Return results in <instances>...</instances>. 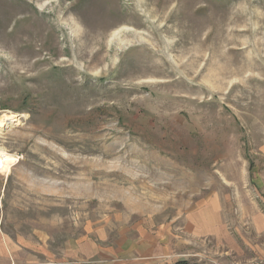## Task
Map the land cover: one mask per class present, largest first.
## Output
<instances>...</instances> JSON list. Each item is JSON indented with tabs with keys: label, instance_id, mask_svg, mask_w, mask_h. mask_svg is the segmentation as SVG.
Masks as SVG:
<instances>
[{
	"label": "rangeland",
	"instance_id": "rangeland-1",
	"mask_svg": "<svg viewBox=\"0 0 264 264\" xmlns=\"http://www.w3.org/2000/svg\"><path fill=\"white\" fill-rule=\"evenodd\" d=\"M4 114L0 233L46 263L212 206L199 262L264 264V0H0Z\"/></svg>",
	"mask_w": 264,
	"mask_h": 264
},
{
	"label": "crops",
	"instance_id": "crops-1",
	"mask_svg": "<svg viewBox=\"0 0 264 264\" xmlns=\"http://www.w3.org/2000/svg\"><path fill=\"white\" fill-rule=\"evenodd\" d=\"M208 207L187 216L177 238L165 227L145 229L146 232L133 229L129 240L120 248L109 247L102 252L95 247L86 255L76 253V259L71 261L59 256L63 262L59 264H177L179 261L201 264L199 259L207 258L206 251L220 257L226 253L225 249L218 250L223 243L220 238L224 227L218 222L217 208ZM53 256L34 239L10 240L0 233V264H48Z\"/></svg>",
	"mask_w": 264,
	"mask_h": 264
},
{
	"label": "bare ground",
	"instance_id": "bare-ground-1",
	"mask_svg": "<svg viewBox=\"0 0 264 264\" xmlns=\"http://www.w3.org/2000/svg\"><path fill=\"white\" fill-rule=\"evenodd\" d=\"M14 116H7L6 114L0 117V126H3L6 123H14L17 121ZM14 159L8 155H0V171L5 172L8 170L10 164Z\"/></svg>",
	"mask_w": 264,
	"mask_h": 264
},
{
	"label": "trees",
	"instance_id": "trees-1",
	"mask_svg": "<svg viewBox=\"0 0 264 264\" xmlns=\"http://www.w3.org/2000/svg\"><path fill=\"white\" fill-rule=\"evenodd\" d=\"M177 264H199V263H196V262H188V261H179V262H177Z\"/></svg>",
	"mask_w": 264,
	"mask_h": 264
}]
</instances>
